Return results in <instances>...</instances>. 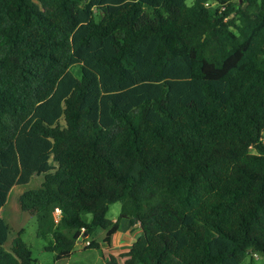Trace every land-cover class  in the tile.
<instances>
[{
    "label": "trees",
    "instance_id": "trees-1",
    "mask_svg": "<svg viewBox=\"0 0 264 264\" xmlns=\"http://www.w3.org/2000/svg\"><path fill=\"white\" fill-rule=\"evenodd\" d=\"M35 176L54 264L121 220L105 264L264 256V0H0V211ZM22 232L0 216V264H37Z\"/></svg>",
    "mask_w": 264,
    "mask_h": 264
},
{
    "label": "rangeland",
    "instance_id": "rangeland-1",
    "mask_svg": "<svg viewBox=\"0 0 264 264\" xmlns=\"http://www.w3.org/2000/svg\"><path fill=\"white\" fill-rule=\"evenodd\" d=\"M147 12L150 10L144 7ZM71 72L75 77H80L79 66L76 65L71 68ZM42 181L41 177H33L27 185L14 186L9 192L7 201L0 211V216L5 220L11 230V237L19 231L22 230L21 238L25 244L30 248L31 255L33 259L37 261V264H54L53 253L45 251L44 247L46 241L37 236V222L35 216L30 215L27 212H22L19 208L18 197L25 190L38 188ZM120 212V203L115 202L109 205V210L107 212V218L115 221ZM58 215H56V218ZM86 219H90L88 214L85 215ZM129 224L127 220H121L119 225V230L113 237V245L110 249H102V253L97 251H83L84 245L87 242H80L75 246V253L73 256L67 260H61L56 262V264H105L107 261L108 254H114L118 256L120 253L125 252L129 244L133 242L139 234V230L131 226L128 228ZM102 231L97 230L94 238L101 239ZM89 241V239H87ZM8 242V244H9ZM7 244V247H8ZM253 264H264V256L256 255L253 257ZM248 262V261H247Z\"/></svg>",
    "mask_w": 264,
    "mask_h": 264
},
{
    "label": "crops",
    "instance_id": "crops-1",
    "mask_svg": "<svg viewBox=\"0 0 264 264\" xmlns=\"http://www.w3.org/2000/svg\"><path fill=\"white\" fill-rule=\"evenodd\" d=\"M128 224H129V221H128ZM134 226L137 227L136 230H137V229L139 230L138 224L133 225V227H134ZM129 228H131L130 224H129L128 228H126V229H129ZM117 232H118V231H117ZM115 235H116V234H114L113 237H114ZM113 237H112V240H111V245H113ZM134 240H135V238H134ZM134 240H133V241H134ZM130 245H131V243L129 244V246H130ZM128 248H129V247H128Z\"/></svg>",
    "mask_w": 264,
    "mask_h": 264
},
{
    "label": "built area",
    "instance_id": "built-area-1",
    "mask_svg": "<svg viewBox=\"0 0 264 264\" xmlns=\"http://www.w3.org/2000/svg\"><path fill=\"white\" fill-rule=\"evenodd\" d=\"M59 211L58 210H56V213H58Z\"/></svg>",
    "mask_w": 264,
    "mask_h": 264
}]
</instances>
